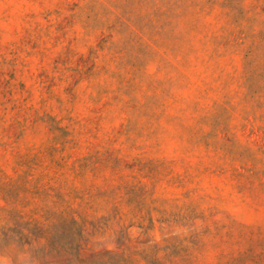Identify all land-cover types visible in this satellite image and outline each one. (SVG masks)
<instances>
[{
	"label": "rangeland",
	"instance_id": "obj_1",
	"mask_svg": "<svg viewBox=\"0 0 264 264\" xmlns=\"http://www.w3.org/2000/svg\"><path fill=\"white\" fill-rule=\"evenodd\" d=\"M0 264H264V0H0Z\"/></svg>",
	"mask_w": 264,
	"mask_h": 264
}]
</instances>
